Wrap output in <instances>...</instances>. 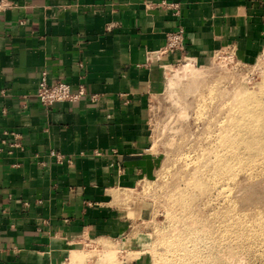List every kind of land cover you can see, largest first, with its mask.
Listing matches in <instances>:
<instances>
[{"label": "crops", "instance_id": "crops-1", "mask_svg": "<svg viewBox=\"0 0 264 264\" xmlns=\"http://www.w3.org/2000/svg\"><path fill=\"white\" fill-rule=\"evenodd\" d=\"M0 5V264H71L87 236L126 234L111 192L148 172L147 94L167 35L185 32L184 49L160 57L171 64L228 48L253 58L264 42V0ZM43 73L75 93L84 86L87 97L45 109L37 99ZM7 133L22 138L24 151L10 148ZM51 150L70 163L58 164Z\"/></svg>", "mask_w": 264, "mask_h": 264}, {"label": "rangeland", "instance_id": "rangeland-1", "mask_svg": "<svg viewBox=\"0 0 264 264\" xmlns=\"http://www.w3.org/2000/svg\"><path fill=\"white\" fill-rule=\"evenodd\" d=\"M156 60L148 172L111 192L126 234L87 236L75 264H264V42Z\"/></svg>", "mask_w": 264, "mask_h": 264}, {"label": "built area", "instance_id": "built-area-1", "mask_svg": "<svg viewBox=\"0 0 264 264\" xmlns=\"http://www.w3.org/2000/svg\"><path fill=\"white\" fill-rule=\"evenodd\" d=\"M161 6L168 9H174L177 12L179 10V5L177 4L162 3ZM2 8L3 7L0 5V10ZM184 33V29L180 27L177 31L168 34L166 45L162 50L157 52V57L160 58L177 51H182L184 49ZM85 97H87V91L84 86H80L75 93L72 91L71 86L63 80H57L55 83L50 84L47 79V74L43 73L38 86L37 99L39 104L45 109L49 110L59 103L79 102ZM94 99L95 97L92 98V100ZM4 113H6V111H4ZM7 135L13 139V142L9 144L10 148L24 151L25 148L22 143V138L19 135L14 133H7ZM3 143L6 144V141ZM49 157L54 158L58 164H64L65 162L70 163L67 156L55 150L49 152ZM41 164L44 165V163Z\"/></svg>", "mask_w": 264, "mask_h": 264}, {"label": "bare ground", "instance_id": "bare-ground-1", "mask_svg": "<svg viewBox=\"0 0 264 264\" xmlns=\"http://www.w3.org/2000/svg\"><path fill=\"white\" fill-rule=\"evenodd\" d=\"M192 74L195 75V77H196V73L194 71H192ZM247 111L250 114H254V111L252 109L251 110H247ZM71 257H72L71 258V264H75V263H77L79 261V259L76 257L75 254H73Z\"/></svg>", "mask_w": 264, "mask_h": 264}]
</instances>
